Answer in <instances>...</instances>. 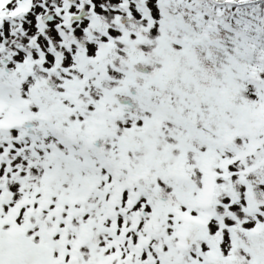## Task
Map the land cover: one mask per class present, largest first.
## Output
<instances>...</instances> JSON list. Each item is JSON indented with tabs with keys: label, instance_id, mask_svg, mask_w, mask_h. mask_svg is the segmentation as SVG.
<instances>
[{
	"label": "snow or ice",
	"instance_id": "1",
	"mask_svg": "<svg viewBox=\"0 0 264 264\" xmlns=\"http://www.w3.org/2000/svg\"><path fill=\"white\" fill-rule=\"evenodd\" d=\"M0 264H264V0H0Z\"/></svg>",
	"mask_w": 264,
	"mask_h": 264
}]
</instances>
